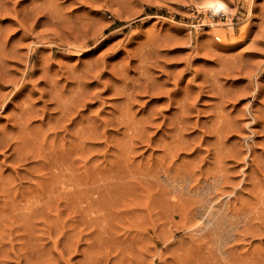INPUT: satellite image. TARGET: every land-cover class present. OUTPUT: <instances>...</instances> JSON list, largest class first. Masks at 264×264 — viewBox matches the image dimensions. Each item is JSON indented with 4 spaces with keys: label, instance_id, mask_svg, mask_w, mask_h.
Here are the masks:
<instances>
[{
    "label": "rangeland",
    "instance_id": "1",
    "mask_svg": "<svg viewBox=\"0 0 264 264\" xmlns=\"http://www.w3.org/2000/svg\"><path fill=\"white\" fill-rule=\"evenodd\" d=\"M0 264H264V0H0Z\"/></svg>",
    "mask_w": 264,
    "mask_h": 264
},
{
    "label": "bare ground",
    "instance_id": "2",
    "mask_svg": "<svg viewBox=\"0 0 264 264\" xmlns=\"http://www.w3.org/2000/svg\"><path fill=\"white\" fill-rule=\"evenodd\" d=\"M204 10L206 11V12H208V14H212V16H213V14H220V15H225L226 14V9H225V7L223 6V5H221V4H218V3H208V4H206V6L204 7ZM228 18V17H227ZM70 47V46H69ZM74 48V47H73ZM149 122H147V124H148ZM219 134V133H218ZM216 158V157H215ZM219 158V157H218ZM217 159V158H216ZM198 191V190H197ZM196 194V193H195ZM197 195V194H196ZM199 195V194H198ZM197 195V196H198ZM202 195H204L203 197H205V194H202ZM208 196V195H207ZM201 198V197H200ZM205 199V198H204ZM205 201H208V199L207 200H205ZM206 203V202H205ZM213 203V202H212ZM215 205V204H214ZM221 206V205H220ZM227 206V205H226ZM200 207H201V210H202V213H203V215H204V217H205V219L209 222V221H211V219H214V218H216L215 216L218 214V213H220V211H221V207H218V206H212L210 203H208L207 202V204L206 205H202V203H201V205H200ZM223 210V209H222ZM199 221H201V220H199ZM207 222V224H209ZM202 224H204V223H202ZM205 226H206V224H205Z\"/></svg>",
    "mask_w": 264,
    "mask_h": 264
}]
</instances>
